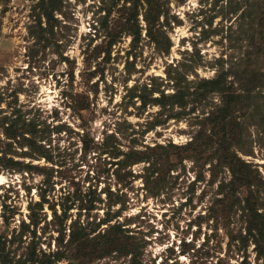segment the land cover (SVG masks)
<instances>
[{
  "label": "rangeland",
  "instance_id": "374dc122",
  "mask_svg": "<svg viewBox=\"0 0 264 264\" xmlns=\"http://www.w3.org/2000/svg\"><path fill=\"white\" fill-rule=\"evenodd\" d=\"M40 1L0 0L4 252L17 260L26 248L35 247L40 261L57 250L63 253L60 259L50 256L51 264H264V256L257 255L252 238L246 236L243 205H230L236 196L226 205H213L220 181L230 178L227 167H217V158L236 152L256 177L255 196L264 214V86L233 112L237 126L227 128L224 145L223 130L199 125L219 104L218 96L195 108L188 104L161 110L150 103L142 107L140 99L127 93L151 77L166 78L169 64L186 70L190 85L214 78L217 71H241L237 64L243 65L250 52L252 34L262 31L264 41V0H163L169 18L164 27L171 42L168 55H159L146 37L145 4L138 8L142 31L134 50L132 37L121 32L107 52L110 35L124 29L129 3L57 0L54 19L48 23L38 8ZM37 15L45 33L39 30ZM160 22L165 23V16ZM251 60L264 84V55ZM155 121L158 125L150 129ZM11 123L35 125V139L52 160L23 156L27 148L3 134ZM7 142L13 150L5 155ZM133 150L145 151L150 161H157L156 173L147 162L127 163L126 154ZM4 157L40 169L5 167ZM41 195L48 204L39 211L29 204ZM237 195L242 200L246 189ZM66 208L68 218L59 226L52 209L62 216ZM31 216L37 219L35 226L29 223ZM107 218L113 219L109 224H120L123 232L118 245L110 246L104 256H100L103 239L98 245L99 240L89 241L80 251L64 249L71 225L76 230L86 227L92 237L104 231L107 225L101 221ZM22 222L29 228L22 229ZM62 229L64 241L58 244L57 231ZM244 236L246 243L241 241ZM126 244L132 254L115 252Z\"/></svg>",
  "mask_w": 264,
  "mask_h": 264
},
{
  "label": "trees",
  "instance_id": "16d2710c",
  "mask_svg": "<svg viewBox=\"0 0 264 264\" xmlns=\"http://www.w3.org/2000/svg\"><path fill=\"white\" fill-rule=\"evenodd\" d=\"M123 1L129 3L130 14H126L124 29H122L123 31L119 30L120 32H115L114 34L110 35L111 40L109 41L108 47H106L105 51L109 52L114 39L119 37L118 34L121 32H125L132 37L133 49L131 50H134V47L139 42L142 31L138 22V8L141 5L145 4L147 8L143 13V21L145 22L146 37L151 43L154 44L155 51L159 52V55H168L170 52L171 42L166 31L164 30V27H166V25L168 24L169 18L167 16L168 13L166 9H163V0ZM56 5L57 0H41L40 2H38V8L41 10L42 15L45 17L48 23H50L51 19H54L53 13L56 10ZM37 16V25L39 26V30L45 33L47 29L42 27L40 22V15ZM161 16H165V23L163 24L160 22ZM262 19L263 18L260 17L261 21H263ZM50 26L51 25L49 24V29L52 28ZM252 36L256 37L257 40L252 37V41L249 43L251 45V50L246 54V59L242 60L241 64L243 65L237 64V67L240 68L241 66V71L240 69H235L234 71H217L214 78L198 79L193 81V85H190V82L192 81L186 80V70L184 72L179 71L178 67L180 66H178L177 64H169L167 68H165L166 78L162 79V77L159 76L151 77V80L149 79V83L143 84L140 88L138 87V85L131 88L129 87L127 89V93H133L131 94L132 96H129H131L132 98L140 99L142 102V107H145L150 103L151 105L159 106L161 110L162 108L165 109L167 106L186 108L188 104H193V108H195L196 105L205 102L210 98V96H218L220 101L219 104L214 105V109L208 112V115L203 117L204 119L199 120V125L204 128H208V126H211V128L219 127L220 130L218 132L223 130L220 139L221 145H224L226 142V138L230 133L226 131L227 128L231 129L233 125L237 126L235 124L236 117H233V112L235 113L237 108H241L243 106L245 99H248L252 92H260L259 87L264 86L262 76L254 67L255 62H253L254 60H251L252 57L259 58L262 54L264 55V41L261 38V36H263L262 31L256 32L252 34ZM229 76H231V79L228 80ZM156 80H159L160 82L157 83ZM236 83L238 84L237 87L235 86ZM168 89L172 90V92H166V90ZM153 94H158V96L152 97ZM189 112L191 113L192 109ZM18 120H20V118ZM18 120H14L13 122H17ZM2 124L6 125V123L4 122ZM157 125L158 122L155 121L154 123H151L149 128L151 129ZM203 132L204 131L202 130V133ZM212 132L213 134H215L214 131ZM198 133H196L195 136H197ZM3 134L7 139L12 140V143L14 142L21 149L27 148V150L23 151V156H29L30 158H33V156L36 155L47 161L52 160L50 154H48L47 148H45L44 145L38 143V141H36L35 139V137L37 136L35 125H20L11 123L10 125L4 127ZM28 134H31L32 137H29ZM197 139V137L195 139L193 138L191 141H189V143H187V145L195 143ZM12 143H5V155H8L12 152ZM172 146L174 145L172 144ZM214 154L215 156H217V154H219V151L215 150ZM145 155V151L133 150L131 153L126 154L125 161L127 160V163L130 162L132 164L147 162L149 163V166L147 168L152 169V171H155L156 173L157 161H150L149 157ZM217 159L219 161L217 167H227L230 173V178L227 181H220L216 192L217 196L219 197L215 198V202L213 205H226L228 202H233V198L234 196H236L237 201L231 203L230 205H243L240 208L245 214H247L246 236L252 238L257 255L264 256V214L260 212V208H258V206L260 205V201L259 197L255 196V192H257V185L259 184L256 180V177L253 176V171H249L251 170V166L248 163H245L243 160H240L237 157L236 152H232V154L226 157H218ZM2 162H4L5 167H13L19 165L21 166L20 169H40L34 165L23 164L22 162L14 161L12 158L5 159L4 157ZM212 173L213 175H215V172L213 170H211V174ZM214 181L215 178L213 177L210 180V183L212 184L214 183ZM241 188L244 190L246 189V195L244 198H242V200H240V197L237 195L238 190ZM92 202L93 200H89V205H92ZM45 204H48V201L45 199L44 195H41L39 201H35L34 203H31L29 205H35L39 207L38 210L41 211L43 210V206ZM62 210L63 215L60 216L57 215L55 209H52L53 216L58 221L59 226H62L63 220L68 218L66 215L67 208ZM34 216L29 217V223L35 226L38 223L37 219ZM112 221L113 219L111 218L102 220L101 225H107L106 228L103 232L99 231L92 237H90L92 233H88L86 231V227H80L79 230H76L74 227L75 224L71 225L68 240L65 243L64 249L77 248V250L80 251L84 248L86 243H89V241L96 242L99 240L98 243H95L96 245H98L101 244L102 241L100 240L103 239L105 246H103L100 250V256H104L105 253H108L107 251L110 250V246L118 245L119 239L122 236L121 233L123 232L121 231L122 229L120 224H109ZM22 223V229L29 228V224L26 225L24 222ZM57 232L59 233V235L61 234V236L57 237L58 244H62L65 237V233H63L65 232V229H62L61 233L60 231ZM32 233L35 234V231L33 230ZM22 234H24V230L22 231V233H20V238L22 237ZM246 236H244L241 241L246 243L248 239ZM13 238L15 239L16 237ZM231 238L235 240L234 237ZM4 245L5 243H3V241H1L0 239V264H51L52 261L50 259V256L55 257L56 259H60L63 256V253H60V251L57 250L56 252L49 254L48 259L45 258L44 260L40 261L35 253V247H28L26 248L25 255L23 254L17 260H13L9 257L8 253L4 252ZM60 247L61 246H59V248ZM133 251L134 250L130 249L126 244L116 247L115 252H118L122 256H127L132 254Z\"/></svg>",
  "mask_w": 264,
  "mask_h": 264
},
{
  "label": "bare ground",
  "instance_id": "6f19581e",
  "mask_svg": "<svg viewBox=\"0 0 264 264\" xmlns=\"http://www.w3.org/2000/svg\"><path fill=\"white\" fill-rule=\"evenodd\" d=\"M3 181H5L4 180V178H3V176L0 178V183H3Z\"/></svg>",
  "mask_w": 264,
  "mask_h": 264
}]
</instances>
